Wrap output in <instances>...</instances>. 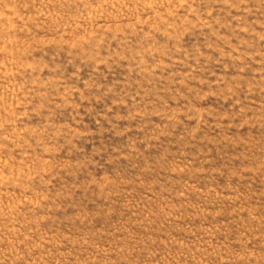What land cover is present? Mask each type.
<instances>
[{
	"label": "rangeland",
	"instance_id": "obj_1",
	"mask_svg": "<svg viewBox=\"0 0 264 264\" xmlns=\"http://www.w3.org/2000/svg\"><path fill=\"white\" fill-rule=\"evenodd\" d=\"M0 264H264V0H0Z\"/></svg>",
	"mask_w": 264,
	"mask_h": 264
}]
</instances>
